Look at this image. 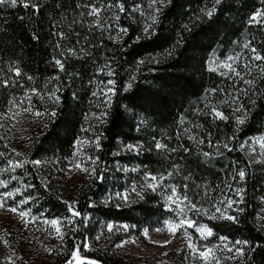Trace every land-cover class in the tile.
I'll list each match as a JSON object with an SVG mask.
<instances>
[{
	"label": "trees",
	"instance_id": "16d2710c",
	"mask_svg": "<svg viewBox=\"0 0 264 264\" xmlns=\"http://www.w3.org/2000/svg\"><path fill=\"white\" fill-rule=\"evenodd\" d=\"M257 12H264V0L0 5V110L29 103L43 113L26 152L12 149L0 133L6 184L0 202L64 221L66 253L55 264H69L76 250L83 254L109 224L140 235L175 220L168 207L173 194L200 210L231 200L228 216L199 220L217 238L247 242L237 243L240 256L220 257L219 264H264L257 226L264 163H251L243 150L252 137L264 140V59L255 58L264 57V24H250ZM227 61L232 70L222 67ZM84 138L96 141L95 175L76 191L79 215H72L54 166L68 162ZM147 176L161 180L156 189L137 186ZM133 188L139 195L122 201ZM86 259L79 264H133L109 251ZM189 260L181 250L173 264Z\"/></svg>",
	"mask_w": 264,
	"mask_h": 264
},
{
	"label": "rangeland",
	"instance_id": "374dc122",
	"mask_svg": "<svg viewBox=\"0 0 264 264\" xmlns=\"http://www.w3.org/2000/svg\"><path fill=\"white\" fill-rule=\"evenodd\" d=\"M161 3L156 0L155 4ZM260 23L250 22L252 26H262L264 16L258 17ZM223 68L233 69L231 61L224 62ZM31 111H25V109ZM46 106L44 107V109ZM41 113L40 116L34 113ZM39 108L29 103L12 105L6 110H0V133L12 149L26 152L32 132H35L42 121L43 115ZM260 137H252L243 144V150L253 164L264 163V146ZM96 146V141L80 139L76 145L73 156L64 165H56L55 178L56 188L60 198L68 207L70 214H75L76 191L80 186L86 185L95 175V161L90 154L91 149ZM84 169H87L85 171ZM147 176L138 187L156 189L161 180ZM140 190L133 188L124 194L121 200L129 202L139 195ZM231 202V203H230ZM168 207L174 210L176 219L165 221L162 227L144 229L140 235L133 233L128 226L123 224H109L102 229L94 238L84 245V253L76 250L77 257L71 256L72 264H79L86 259L88 253L97 251H109L124 257L133 264H173L178 253L186 250L189 255V264H219L220 257L228 259L241 255L240 245L231 243L226 239L217 238L200 218L226 217L228 211L233 208L231 200L224 201L213 210H200L193 207L185 198L176 194L171 195ZM7 207H0V264H55L65 251L63 220L59 221L58 227L62 238L56 232V227L50 222L52 220H41L27 214L19 215L20 210L12 212ZM191 221V226L185 223L174 232L171 231L166 222L178 224L180 220ZM258 229L264 234V199L262 208L257 219ZM198 228H204L201 233ZM161 229V231H157ZM210 229L212 235L207 234ZM147 231V236L145 235ZM6 241V243H5ZM171 241L170 243H165ZM211 249L207 258L200 255ZM231 249V250H229Z\"/></svg>",
	"mask_w": 264,
	"mask_h": 264
},
{
	"label": "snow or ice",
	"instance_id": "6c2138e0",
	"mask_svg": "<svg viewBox=\"0 0 264 264\" xmlns=\"http://www.w3.org/2000/svg\"><path fill=\"white\" fill-rule=\"evenodd\" d=\"M155 2H156V0H153V3H155ZM161 2H163V0H161ZM219 2H220V0H216V3H219ZM4 4H10L11 6L15 7L16 4H17V0H0V5H4ZM23 6H24V7H28L29 5H28L27 3H24ZM33 7H35V6H33ZM120 7H121V10H123L122 5H121ZM213 11H215V9L209 11V12L207 13V15H208V16H211L212 13H213ZM96 12H97V10L94 9L92 14H96ZM261 16H264V12H257V13L251 18V21H252V22H256V23H260L261 21L258 20V17H261ZM122 31H126V30H122ZM253 51H255V50H253ZM255 58H256L257 60H259V59H264V57H261V56H259V55H257ZM56 63H57V64H60V67L63 68V65L60 63V61H57ZM17 74H19V70H17ZM249 83H250V82H249ZM25 111H31V109H30V108H29V109H25ZM34 115H36V116H40L41 113L36 112V113H34ZM216 115H217L218 117L222 118V119H225V118H226V117H223V115H222L221 113H219V112H217ZM238 122L242 124L244 121H243V120H240V121H238ZM262 146H264V142H262ZM157 147H158V148H159V147H162V145H159V144H158ZM225 147H227V145H225ZM205 155H207V154H205ZM35 163L38 164V163H40V162H39V161H35ZM84 170L87 171V169H84ZM244 175H245V173H244L243 171L239 172V176L241 177V179H243ZM153 179H155V178L153 177ZM0 186H5V187H6V184L3 183V182H0ZM17 191H19V190H17ZM5 195H7V196H13L14 194H13V193H6ZM25 202H26V201H25ZM230 203H231V202H230ZM0 207H3V203H2V202H0ZM193 207H195V206L193 205ZM10 210H11L12 212H16V211H17V209H15V208H12V209H10ZM19 215H20L21 217H24V216L27 215V213H26V212H20ZM75 215H79V213H75ZM227 218H228V219H234V217H227ZM47 223H51L53 226H57V227H56V232H57V234H59V235L61 236V238H62V233L60 232V228L58 227L59 221H57V220H52V221L47 222ZM185 223H188L189 226H191V221H187L186 219H182V220H180L178 224H173L172 222H166L167 227H168L171 231H173V232H174L176 229H178L179 227H181L182 225H184ZM111 227H112V226L109 225V230H111ZM157 231H161V229H157ZM197 231H200L201 233H203V232L205 231V229H204V228H198ZM207 234H208V235H212V232H211L210 229L207 230ZM145 235L147 236V231H145ZM221 239L223 240V239H225V238L222 237ZM170 242H171V241H166L165 243H170ZM5 243H6V241H5ZM237 243H247V242H246V241H244V242L237 241ZM229 250H231V249H229ZM211 251H212L211 249H208L206 252H201L200 255H201L202 257L207 258L208 254L211 253ZM237 251L240 252L241 250H240V249H237ZM72 255H73L74 258H78V257H77V252H75V251L73 252ZM69 264H71V262H69ZM92 264H94V262H92Z\"/></svg>",
	"mask_w": 264,
	"mask_h": 264
}]
</instances>
